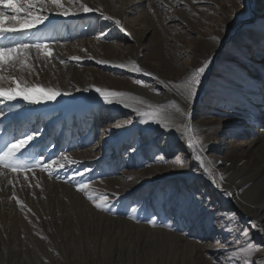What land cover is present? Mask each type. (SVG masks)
Here are the masks:
<instances>
[{
    "label": "rangeland",
    "instance_id": "rangeland-1",
    "mask_svg": "<svg viewBox=\"0 0 264 264\" xmlns=\"http://www.w3.org/2000/svg\"><path fill=\"white\" fill-rule=\"evenodd\" d=\"M89 6H100L116 19L121 14L126 31L98 20L96 14L53 16L59 30L51 31L50 22L35 30L64 45L58 52L62 58L83 60L66 69L53 57L52 64L39 65L41 75L31 79L72 91L73 96L30 106L33 113L6 123L39 126L43 134L27 151L37 150L33 144H54L44 152L46 160L64 152L80 163L66 165L59 179L37 169L34 177L29 175L31 186L23 173L0 174V264H228L229 259L231 264H264V235L250 228L252 220L264 225V0H92ZM101 31L104 35L97 38ZM217 33L219 42L212 39ZM88 55L113 63L135 61L173 82H181L205 58L211 59L187 110L191 124L201 127L192 132L196 146L205 149L216 182L233 196L224 195L202 170H194L197 162L184 136L155 123H137L133 108L164 104L174 113L171 100L183 107L178 97L152 77L97 65ZM137 78L151 87L136 85ZM91 86L128 93L124 101L131 107L106 105L94 91H75ZM15 103L29 107L22 100ZM124 121L132 123L113 127ZM107 128L112 129L110 136L104 132ZM3 139L0 135V143ZM131 145L136 152H129ZM157 154L163 159H153ZM242 168L243 178L250 181L236 190ZM84 169L91 170L82 178L91 181L89 194L98 197L97 202L107 195L115 205L111 212L96 209L77 190L80 177L70 179ZM17 198L27 207L21 209ZM132 208L138 209L133 215L140 222L125 215ZM145 210L178 230L144 222ZM225 213H234L251 236L237 240L235 232L229 236L223 231ZM248 240L256 248L252 257L231 258L219 251L225 241L231 251Z\"/></svg>",
    "mask_w": 264,
    "mask_h": 264
},
{
    "label": "snow or ice",
    "instance_id": "snow-or-ice-1",
    "mask_svg": "<svg viewBox=\"0 0 264 264\" xmlns=\"http://www.w3.org/2000/svg\"><path fill=\"white\" fill-rule=\"evenodd\" d=\"M161 6L164 7L163 4ZM88 14H96L98 20L110 21L120 28L121 31H126L120 19L105 14L100 6H89V4L83 3L81 0H0V135L4 137L3 142L0 143V174L6 175L8 171L17 175L23 173V180L31 186L29 175L34 177L37 169L40 173H47L49 178L56 177L59 179L60 170H64L66 165H76L80 163L65 155L64 152L57 153V158H52V156L49 155L46 160L44 152L48 151L49 147H55L54 144L44 145L43 147L39 144H33L32 147L37 150L27 151L28 146L43 134L39 126L33 129L29 127L28 124H24L20 127L7 124L6 121L15 119L23 120L27 114H31L35 111V109L30 106L48 104L49 102L55 103L58 97L73 96L72 91L62 90L58 86L47 85L40 82L38 79H31L32 76L38 78L41 75L39 65L47 66L52 64L54 47L64 46L59 40L48 39L37 35L35 30L39 26L44 25L45 22H50L51 31L55 32L59 30L61 26L51 21V17L53 16L68 18ZM103 35V31H101L97 38ZM212 39L219 42V34L217 33ZM86 51L85 49V52ZM55 59L60 65L65 67L70 63L82 64L83 60L81 56H72L68 59H64L59 54L55 56ZM87 59H94L97 65L111 64L114 68L126 69L132 73L152 77L164 90L178 97L183 107L181 103L177 102V99L171 100L170 107L174 109V113H170L168 111L169 105L164 104L155 106L148 104L147 108L149 110L133 108L132 111L139 117L137 123H142L144 125L155 123L164 129H174L176 132L180 133L181 136H184L191 150V158L197 162L196 169L194 170H202V174L207 176L224 195L228 197L233 196L230 190L223 188L221 184L216 182L213 175L212 163L206 160L203 155L205 149L202 146H196L197 142L194 141L192 135L191 113L187 110L188 106H190L197 97L205 73L212 63L211 59L205 58L201 66L191 71L190 75L181 82H173L160 78L157 74L142 68L135 61H131L127 64L122 62L113 63L107 59H95L91 55H88ZM53 67H55L54 64ZM134 83L145 88L151 87L147 82L139 78L135 79ZM153 90L156 94L160 93L159 88ZM75 91H94L97 94L96 99L98 101L102 100L106 105L119 104L122 105L123 108L131 107L124 101V98L128 95V93L124 91L98 86L85 87L83 89L76 88ZM18 100H22L29 107L21 109V106L15 103ZM176 120H179L180 123H176ZM131 123L132 121H124L123 123L115 122L113 127L126 128L131 125ZM111 131V128L104 129V132L109 136L111 135ZM104 138L105 137L102 135L101 139ZM92 143L95 145L97 141L93 140ZM136 151L135 145L129 147V152ZM153 159H163V157L157 154ZM90 171V169L76 171L70 179L76 181L77 177H80L81 179H79L77 183V190L84 193L87 199L94 203L96 209L111 212L115 205L108 199L107 195H105L100 202H97L99 198L89 194L88 185L91 181H85L82 178ZM221 180H223V177H221ZM8 183H12V181L9 180ZM35 186H40L39 180L35 181ZM13 188H15V185H13ZM13 198H15V192H13ZM17 203L20 205L21 209L27 207V205L18 198ZM28 211L31 212V209L29 208ZM137 211L138 209L132 208L130 212H126L125 215L130 219L140 222L139 217L133 215V213ZM154 215L158 214H149L147 210H145L146 220L144 222L153 227L161 226L178 230L174 228V225L161 222L158 219H153L152 217ZM224 220H228L229 223L225 224ZM220 227L223 231L228 232L229 236H232L235 232V239L237 240L251 236V232L240 225L234 213L223 214ZM250 228L264 235V225H261L259 222L252 220L250 222ZM229 249V242L225 241L219 251L231 258H235L239 255L245 257L256 255V248L254 243L250 240L246 241L244 247L234 248L231 251ZM261 251H264V249H261ZM260 259L264 260V257H260ZM228 264H231V259L228 260ZM237 264H239V261H237ZM253 264H255V261H253Z\"/></svg>",
    "mask_w": 264,
    "mask_h": 264
},
{
    "label": "bare ground",
    "instance_id": "bare-ground-1",
    "mask_svg": "<svg viewBox=\"0 0 264 264\" xmlns=\"http://www.w3.org/2000/svg\"><path fill=\"white\" fill-rule=\"evenodd\" d=\"M92 0H81V2H83V3H87V4H89L90 2H91ZM162 1V0H161ZM109 5H107L106 6V9L108 10L109 9V7H108ZM106 9H105V11H106ZM110 11V9L107 11V12H109ZM118 11V10H117ZM111 12V11H110ZM113 15H115V13H113ZM115 16H117L119 19L120 18H122V15L120 14V15H118V14H116ZM123 20V19H122ZM61 48V47H60ZM111 48V47H110ZM109 48V49H110ZM59 48H54V52H53V57L55 58V56L58 54V52H62V50H64V48L62 47L61 49H59ZM69 67H70V65H69ZM66 68V67H65ZM71 68H74L73 66L71 67ZM62 69V68H61ZM67 69V68H66ZM65 69V70H66ZM80 72H82V71H80ZM64 73V72H63ZM80 75H85V73H80ZM48 80V79H47ZM138 89V88H137ZM140 90V89H139ZM139 92V91H138ZM148 97H150V98H152L154 101H157L159 98H158V96H154V95H151V94H149L148 95ZM126 98V97H125ZM143 100V99H142ZM133 102V101H132ZM153 104V103H152ZM201 127H200V125H198V124H192V132L194 133V132H199V129H200ZM204 128V127H203ZM205 156V155H204ZM262 157V156H261ZM207 159V158H206ZM208 160V159H207ZM257 165V164H256ZM247 167V166H246ZM245 167V168H246ZM254 167V166H253ZM264 168V167H263ZM247 169H249V167L247 168ZM243 171H244V168H242V169H240V170H238V178L236 179V181H237V183L235 184V186H236V190H241V189H245V185H247L248 184V182L250 181V180H246V178H243ZM248 178V177H247ZM247 187V186H246ZM27 203V202H26ZM260 209H261V207H260ZM6 262V261H5ZM6 264V263H5Z\"/></svg>",
    "mask_w": 264,
    "mask_h": 264
}]
</instances>
